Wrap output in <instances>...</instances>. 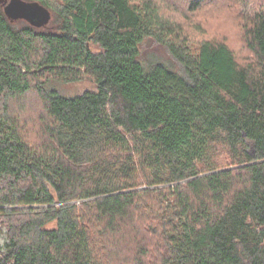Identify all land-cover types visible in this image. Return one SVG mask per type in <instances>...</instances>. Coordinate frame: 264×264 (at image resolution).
Here are the masks:
<instances>
[{
	"label": "trees",
	"instance_id": "16d2710c",
	"mask_svg": "<svg viewBox=\"0 0 264 264\" xmlns=\"http://www.w3.org/2000/svg\"><path fill=\"white\" fill-rule=\"evenodd\" d=\"M19 1L50 20L0 4V264H264V11L240 57L155 0Z\"/></svg>",
	"mask_w": 264,
	"mask_h": 264
},
{
	"label": "rangeland",
	"instance_id": "374dc122",
	"mask_svg": "<svg viewBox=\"0 0 264 264\" xmlns=\"http://www.w3.org/2000/svg\"><path fill=\"white\" fill-rule=\"evenodd\" d=\"M161 12L171 15L172 18L183 24L188 31L199 28L193 32L197 38H223L228 40L240 57L247 55L240 41V29L237 26L242 18H251L254 14L264 11V0H155ZM195 3L194 8L191 7ZM193 9V10H192ZM146 57L158 56L162 59L169 58L163 48L154 41L147 42L144 46ZM242 59V58H239ZM50 87L60 93L73 96L84 91L94 90V85L89 79L77 83L52 82ZM21 119L32 123L38 120L41 106L33 95L26 96L20 102Z\"/></svg>",
	"mask_w": 264,
	"mask_h": 264
},
{
	"label": "water",
	"instance_id": "95a60500",
	"mask_svg": "<svg viewBox=\"0 0 264 264\" xmlns=\"http://www.w3.org/2000/svg\"><path fill=\"white\" fill-rule=\"evenodd\" d=\"M5 14L11 21L23 19L35 27L45 26L50 14L37 4H27L19 0H0Z\"/></svg>",
	"mask_w": 264,
	"mask_h": 264
}]
</instances>
